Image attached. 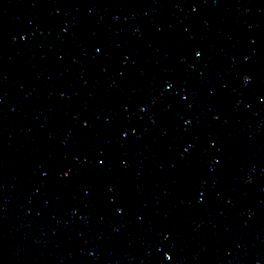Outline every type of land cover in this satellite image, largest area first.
<instances>
[{
    "label": "water",
    "instance_id": "95a60500",
    "mask_svg": "<svg viewBox=\"0 0 264 264\" xmlns=\"http://www.w3.org/2000/svg\"><path fill=\"white\" fill-rule=\"evenodd\" d=\"M0 264H264L114 0H0Z\"/></svg>",
    "mask_w": 264,
    "mask_h": 264
}]
</instances>
